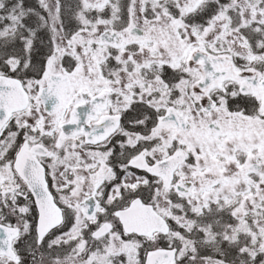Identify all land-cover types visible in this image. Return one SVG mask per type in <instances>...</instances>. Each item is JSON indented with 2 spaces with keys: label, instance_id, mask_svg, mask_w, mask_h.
<instances>
[{
  "label": "snow or ice",
  "instance_id": "1",
  "mask_svg": "<svg viewBox=\"0 0 264 264\" xmlns=\"http://www.w3.org/2000/svg\"><path fill=\"white\" fill-rule=\"evenodd\" d=\"M0 264H264V0H0Z\"/></svg>",
  "mask_w": 264,
  "mask_h": 264
}]
</instances>
